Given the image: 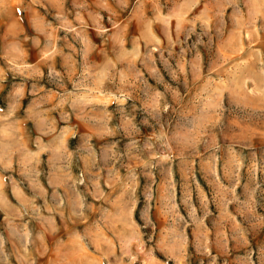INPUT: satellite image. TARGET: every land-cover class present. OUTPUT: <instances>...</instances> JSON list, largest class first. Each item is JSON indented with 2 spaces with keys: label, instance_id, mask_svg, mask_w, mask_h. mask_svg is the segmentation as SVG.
I'll list each match as a JSON object with an SVG mask.
<instances>
[{
  "label": "rangeland",
  "instance_id": "obj_1",
  "mask_svg": "<svg viewBox=\"0 0 264 264\" xmlns=\"http://www.w3.org/2000/svg\"><path fill=\"white\" fill-rule=\"evenodd\" d=\"M0 264H264V0H0Z\"/></svg>",
  "mask_w": 264,
  "mask_h": 264
}]
</instances>
